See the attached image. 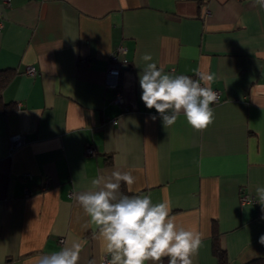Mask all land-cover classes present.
Here are the masks:
<instances>
[{"label":"crops","instance_id":"0c3cea01","mask_svg":"<svg viewBox=\"0 0 264 264\" xmlns=\"http://www.w3.org/2000/svg\"><path fill=\"white\" fill-rule=\"evenodd\" d=\"M145 53L166 73L214 74L220 99L210 105L211 125L197 131L181 115L165 127L145 106ZM111 64L121 67L117 90L105 85ZM7 68L15 74L1 98L15 108L0 110V264H33L73 241L78 264H100L103 243L75 195L114 170L136 177L121 182L122 193L170 200L179 223L204 233L195 264H218L214 231L226 264L264 259L256 201L264 186V7L256 0H0ZM11 134L24 137L13 151Z\"/></svg>","mask_w":264,"mask_h":264},{"label":"clouds","instance_id":"9594fccd","mask_svg":"<svg viewBox=\"0 0 264 264\" xmlns=\"http://www.w3.org/2000/svg\"><path fill=\"white\" fill-rule=\"evenodd\" d=\"M256 3L264 7V0ZM141 60V100L156 110L165 127L174 125L181 115L197 131L214 122L215 110L210 106L217 100L211 87L214 74L201 72L193 79L166 73L152 62L150 53ZM121 182L132 186L136 177L132 171L114 170L109 176L93 178L90 187L75 195L110 257L108 264H163L165 258L168 264H195L204 233L195 225L179 223L170 200L153 202L150 195H126L120 191ZM256 201L264 207V186H257ZM259 242L264 244V235ZM80 251V244L73 241L59 251L38 256L33 264H78Z\"/></svg>","mask_w":264,"mask_h":264},{"label":"built area","instance_id":"2783aa9c","mask_svg":"<svg viewBox=\"0 0 264 264\" xmlns=\"http://www.w3.org/2000/svg\"><path fill=\"white\" fill-rule=\"evenodd\" d=\"M120 69L121 67L118 65H109L107 71H106V81H105V85L111 89H118V87L120 86V77H119V73H120ZM25 72L29 75H34L35 74V69L32 66H26L25 68ZM216 93H217V101H219L220 99V91H218L217 89H213ZM115 101H121V94L120 93H116L115 95ZM113 122H115V120H113ZM8 141H9V150L13 151L14 149H16L17 147H19L21 144L24 143V137L21 134H11L8 137ZM84 152L87 155H92L94 153V149L88 144L85 146L84 148ZM240 202L241 203H250V202H255V199L253 197H248L247 195H241L240 196ZM110 257L107 256L106 254H104L102 256V259L100 261V264H108Z\"/></svg>","mask_w":264,"mask_h":264},{"label":"trees","instance_id":"16d2710c","mask_svg":"<svg viewBox=\"0 0 264 264\" xmlns=\"http://www.w3.org/2000/svg\"><path fill=\"white\" fill-rule=\"evenodd\" d=\"M15 74V70L11 68L0 70V110H9L15 108L14 104H7L2 101L1 93L3 87L6 85L7 81ZM212 252L217 258L218 264H226L227 257L225 250L220 246L218 235L214 231L212 236ZM242 264H264V259L254 258Z\"/></svg>","mask_w":264,"mask_h":264}]
</instances>
